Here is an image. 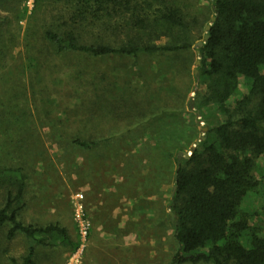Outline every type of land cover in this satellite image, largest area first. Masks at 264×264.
Wrapping results in <instances>:
<instances>
[{"label": "rangeland", "instance_id": "374dc122", "mask_svg": "<svg viewBox=\"0 0 264 264\" xmlns=\"http://www.w3.org/2000/svg\"><path fill=\"white\" fill-rule=\"evenodd\" d=\"M168 1L183 10L189 49L95 56L60 51L45 38L67 18L66 0H0V207L21 182L19 218L58 224L71 238H8L7 223L0 228V264H23L31 246L33 264H171L178 249L175 155L191 154L221 114L210 107L202 116L195 106L213 2ZM101 24L83 28L84 38L96 41ZM106 39L117 38L109 29ZM248 90L240 75L228 104ZM253 174L258 184L240 205L249 215L246 246L252 232L264 237V153Z\"/></svg>", "mask_w": 264, "mask_h": 264}, {"label": "trees", "instance_id": "16d2710c", "mask_svg": "<svg viewBox=\"0 0 264 264\" xmlns=\"http://www.w3.org/2000/svg\"><path fill=\"white\" fill-rule=\"evenodd\" d=\"M38 0H36L37 2ZM70 12L45 38L63 52L95 56H135L139 53H172L192 45L190 27L181 7L168 0H66ZM215 20L209 38L199 48L200 86L196 108L200 115L212 107L221 114L208 123L206 137L191 154L175 155V189L171 208L175 214L177 252L171 264H264V237L252 232L249 246L241 241L249 230V215L240 205L258 181L256 159L264 153V0H212ZM99 22L103 33L93 42L84 37L88 24ZM106 25V27L104 26ZM117 38L106 39L107 30ZM249 90L230 106L239 76ZM77 143L89 147L86 141ZM8 192L0 207V228L11 224L7 237L23 233L39 244L71 243L66 228L38 226L19 218ZM47 237H50L48 243ZM31 246L23 264H33Z\"/></svg>", "mask_w": 264, "mask_h": 264}, {"label": "water", "instance_id": "95a60500", "mask_svg": "<svg viewBox=\"0 0 264 264\" xmlns=\"http://www.w3.org/2000/svg\"><path fill=\"white\" fill-rule=\"evenodd\" d=\"M212 20H213V21L215 20V16L213 17ZM211 25H212V24H208V25H207V30H208V31L210 30ZM208 38H209V34H206V35H205V39L207 40ZM201 44H202V42H201ZM205 129H207V128L205 127ZM204 139H205V136H202L201 140H204ZM201 140H200V141H201ZM200 141H197V142H196V145H198ZM183 154H184L186 157H188V156L190 155V154H188L187 152H184ZM171 216H172V218H173V216H174V214H173L172 212H171Z\"/></svg>", "mask_w": 264, "mask_h": 264}]
</instances>
